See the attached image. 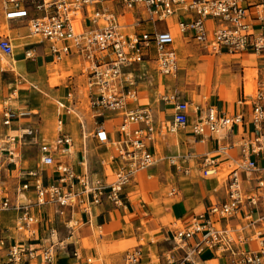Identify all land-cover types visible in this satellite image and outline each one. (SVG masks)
Wrapping results in <instances>:
<instances>
[{
  "label": "built area",
  "instance_id": "2783aa9c",
  "mask_svg": "<svg viewBox=\"0 0 264 264\" xmlns=\"http://www.w3.org/2000/svg\"><path fill=\"white\" fill-rule=\"evenodd\" d=\"M259 6L264 7V3ZM1 7L7 23L26 21L30 36H39L40 41L47 42L45 53L51 56L52 64H59L67 56H76L82 74L88 78L90 109L119 112L124 117L120 128L123 138L112 141L103 123L97 125L93 135L100 144L112 143L116 150L105 173V177H114L108 182L104 176L91 172L85 150L79 162L83 172L67 161L66 158L74 154L75 139L66 129L63 118L56 120L51 135H47L32 118L36 112L16 108L10 103L16 90L2 101L0 118L7 131L0 139V163L1 167L13 168L16 183L13 195L9 182L0 177V211L15 210L18 213L15 230L20 240L7 248V261L12 264H30L38 257L42 264H53L58 255L62 245L58 240L33 247L36 225L40 223L39 207L56 205L62 216H66L67 210L74 213L81 209L87 214V222L93 224L96 206L107 203L117 208L126 206L125 189L136 175L156 162L148 141H153L156 133L176 132L190 126L191 104L178 94L162 96L174 107V115L161 128L154 123L152 108L138 105V84L127 67L152 59L163 75H175L180 68L173 32L150 30L144 24L176 17L179 32L189 33L199 44L214 52H219L222 47L230 53L264 52V33L254 32L248 21L246 0H1ZM208 19L215 21L210 34L206 26ZM35 51V48L26 49L25 55L34 58ZM0 53L9 58L16 55L9 34L0 35ZM72 94L70 92L68 96ZM251 116L253 136L236 144L241 154L227 172L225 201L198 213L188 225L173 227V249L179 256L172 251L158 252V263H155L152 255L145 260V250L139 245L126 250L124 264H199L198 258L206 250L224 257L227 264H264V230H256L251 236L242 232L258 221L254 219L253 209L244 213L243 207L258 208L264 203V164L259 162L264 160L262 92H257L252 101ZM140 121L146 122L145 129L128 128L130 122ZM243 122V113L211 107L191 124V128L203 140L208 135L221 134L223 130L231 131ZM83 138H86L85 133ZM27 146L38 148L36 165L28 163ZM227 148L221 144L217 152L225 153ZM180 158L172 156L169 162L182 171ZM182 158L190 159L191 154ZM218 165V157L204 155L205 176L216 174ZM45 169L52 171L48 183L43 176ZM241 171L249 174L250 181L254 180L253 186L246 188L243 185ZM27 192L34 193V198H24ZM235 216L241 217L245 224L238 227L229 224L228 220ZM214 217L227 223L217 225ZM77 223L71 219L65 225ZM51 235L57 236L56 228L51 230ZM252 241H257L259 248L245 247ZM5 244V238L0 237V248ZM74 254L78 255L77 251ZM88 262L92 259L88 258Z\"/></svg>",
  "mask_w": 264,
  "mask_h": 264
},
{
  "label": "crops",
  "instance_id": "0c3cea01",
  "mask_svg": "<svg viewBox=\"0 0 264 264\" xmlns=\"http://www.w3.org/2000/svg\"><path fill=\"white\" fill-rule=\"evenodd\" d=\"M262 3L264 0H246L247 19L257 33H264V7H257ZM162 22H166V25H159ZM176 22L177 18L173 17L154 24L149 22L144 26L150 30L173 32L180 66L177 74H161L152 59L133 64L126 70L131 71L137 81L138 105L152 108L154 123L158 128L164 127L174 115V107L162 99L167 94H178L181 99L190 102V126L176 132L156 133L155 139L148 141L156 162L136 175L131 185L125 189L126 206L117 208L109 203L96 206L93 224L87 222V214L81 209L74 213L67 210L66 216H62L57 212L56 205L39 207L40 223L36 225L37 233L32 243L33 247H40L61 241L62 245L53 264H124L126 250L138 246L142 237L150 245L156 243V253L172 251L179 256V252L173 249V227L188 225L195 215L227 198L226 181L221 182L222 176L217 177V174L226 166L229 169L230 164L233 165L240 157L241 149L236 145L237 142L253 136L252 101L257 92L264 94V52L230 53L225 47L214 52L199 44L189 33L179 32ZM206 26L210 34L215 21L208 19ZM29 33L28 29L24 34L18 35L24 40L21 46L15 44V34H9L15 48H21L15 49L16 55L11 62L14 65L22 62L19 74L23 80L20 81L18 90L24 92L12 98V105L36 112L32 118L47 135H51L56 120L63 118L66 129L75 139L74 154L66 158L67 161L72 162L77 171L83 172V165L79 162L85 150L91 172L105 177L116 150L112 143L100 144L93 135L97 125L103 123L112 141L123 138L120 128L124 117L119 112L94 111L89 108L88 78L82 74L80 67L76 73H68L61 78L58 84H51L50 77L43 70L53 65L51 56L45 53L47 42L33 40L34 35L30 36ZM32 43L37 44L25 47ZM42 45L43 49L39 50ZM30 48L36 50L34 58L25 55L26 49ZM152 52L154 54L155 51ZM40 56L44 59L42 63L38 62ZM76 63L79 60L71 55L59 64L65 65L66 70L71 72ZM70 92L73 93L71 97L68 96ZM11 93L8 92L5 97L11 96ZM196 106L199 107L198 110ZM211 107L229 113H243L244 122L231 131L223 130L221 134L208 135L201 140L192 130L191 124ZM0 124L1 139L7 130L1 123V118ZM146 126V122L142 121L128 124L130 130L145 129ZM83 133L86 138H83ZM221 144L228 146L225 153L217 152ZM188 154H191L190 159L182 158ZM205 154L218 157L216 174L204 175L202 161ZM25 156L29 164L36 165L39 157L37 146H27ZM172 156L181 157L182 171L169 162ZM259 162L264 164L263 159ZM13 173L11 166L1 167L0 163V177L9 182L14 195L16 179ZM51 174L49 169L43 171L45 183L49 182ZM241 176L246 188L255 184L254 180L248 179L246 171H241ZM105 179L109 182L114 177L109 175ZM24 198L33 199L34 193L27 192ZM251 209L254 211V219L258 221L242 230L246 236H251L256 230H264V203L258 208L245 206L243 212ZM17 214L15 210L0 211V237L5 238L6 243L0 248V264H12L7 261V248L20 241L15 230ZM71 219L78 223L75 226L65 225ZM214 220L217 225L227 223L217 217ZM228 222L237 227L245 224L238 216L232 217ZM53 228H56L57 236L51 235ZM151 236L155 240L150 241ZM130 240H135L137 244L120 251L121 245L125 246L124 242ZM245 247L259 248L257 241L247 242ZM75 251L78 255L74 254ZM149 255L150 251H145V260ZM88 258L92 262H88ZM198 263L227 264L224 257L216 256L211 250H206L198 258ZM30 264H42L41 259L38 257Z\"/></svg>",
  "mask_w": 264,
  "mask_h": 264
},
{
  "label": "rangeland",
  "instance_id": "374dc122",
  "mask_svg": "<svg viewBox=\"0 0 264 264\" xmlns=\"http://www.w3.org/2000/svg\"><path fill=\"white\" fill-rule=\"evenodd\" d=\"M170 22H173V20H170ZM26 24H27L26 21L7 23L3 17L1 0H0V35L14 33L16 37L15 44L17 46H21L24 40L21 39L18 35L24 34L25 32L28 31V28H26ZM159 25L164 26L166 25V22H162ZM34 39L38 40L40 38L39 36L34 35L33 40ZM15 49L21 50V48H15ZM42 49H43V45L41 46V48H39V50H42ZM43 60H44L43 57L40 56L38 62L42 63ZM11 61H12V58L5 57L0 53V106H1L2 101L6 98L5 95L8 92L10 91L12 92L13 90H16L15 97L17 95L24 94V92L22 93L20 90H18L19 86L21 85L20 81L23 80L19 74L20 73L19 69L21 67L22 62H16V64L14 65ZM79 67H80L79 63H76L73 70L72 71L70 70L71 72H69L66 70L65 65L53 64V65L46 67L43 70H44V73L50 77L51 84H58L61 78L66 77L68 73H76L79 70ZM255 92H256V89H255ZM10 103L13 104L12 100L10 101ZM228 170L229 169L226 166L218 172L217 177L222 176L221 182L225 180ZM153 239L154 237L151 236L150 241ZM124 244L125 246L123 244L121 245L122 248L120 249V251L125 250L126 248H128V246L137 244V242L135 240L133 241L130 240V241H125ZM152 244L150 245V243L147 242V240L144 237L140 238L139 245H142L145 251H150V254L153 256L154 262L158 263V255L155 250L156 243H152Z\"/></svg>",
  "mask_w": 264,
  "mask_h": 264
}]
</instances>
